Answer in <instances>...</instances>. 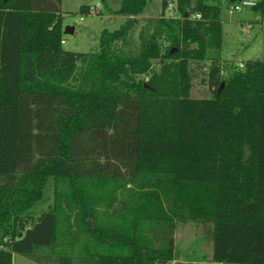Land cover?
<instances>
[{"label": "trees", "instance_id": "1", "mask_svg": "<svg viewBox=\"0 0 264 264\" xmlns=\"http://www.w3.org/2000/svg\"><path fill=\"white\" fill-rule=\"evenodd\" d=\"M151 1L120 0L119 28L74 53L61 0H0V264L193 261L174 239L186 222L212 225L210 262L264 264V62L223 77L208 0H160L130 50ZM251 9L264 24V0ZM199 63L210 99L190 98Z\"/></svg>", "mask_w": 264, "mask_h": 264}, {"label": "rangeland", "instance_id": "2", "mask_svg": "<svg viewBox=\"0 0 264 264\" xmlns=\"http://www.w3.org/2000/svg\"><path fill=\"white\" fill-rule=\"evenodd\" d=\"M209 4L218 3L219 18L222 25V45L220 58L225 65L222 75L230 74L229 63L236 67L249 60L264 62V24L251 8L239 12H231L227 1L208 0ZM120 0H61V16L63 30L65 27L74 28L72 35H63V48L74 53H94L98 50L97 39L99 33L107 29H118L124 22V17L114 14L118 10ZM81 6H88L90 13L85 15L79 12ZM160 0H152L145 6L134 26L128 32L129 49L135 51L138 44L140 26L148 18H157L161 15ZM172 16L173 8L165 10V16ZM206 65L201 63L192 66V87L190 98L210 99L211 90L206 83L204 71ZM53 180L50 179L45 187L42 200L33 209L37 216L46 211L53 201ZM177 249L182 252L183 258H190L201 264L210 263L212 244V225L205 222L178 223L174 232ZM51 253L50 250L37 251ZM192 253V255H188ZM184 260V259H182ZM12 264H36L20 255L12 256ZM41 264H46L42 262ZM175 264H182L176 262Z\"/></svg>", "mask_w": 264, "mask_h": 264}, {"label": "built area", "instance_id": "3", "mask_svg": "<svg viewBox=\"0 0 264 264\" xmlns=\"http://www.w3.org/2000/svg\"><path fill=\"white\" fill-rule=\"evenodd\" d=\"M222 1H227L230 5L229 10L231 12H239L243 9L246 8H253L255 7L259 0H239L238 2H230L229 0H222ZM196 18H198V16H196ZM61 44H64V40L61 41ZM238 68H242V64L238 65Z\"/></svg>", "mask_w": 264, "mask_h": 264}, {"label": "water", "instance_id": "4", "mask_svg": "<svg viewBox=\"0 0 264 264\" xmlns=\"http://www.w3.org/2000/svg\"><path fill=\"white\" fill-rule=\"evenodd\" d=\"M230 2H238L239 0H229ZM74 33V28L72 27H65L63 30V35H72ZM220 92V89L218 91V94Z\"/></svg>", "mask_w": 264, "mask_h": 264}, {"label": "crops", "instance_id": "5", "mask_svg": "<svg viewBox=\"0 0 264 264\" xmlns=\"http://www.w3.org/2000/svg\"><path fill=\"white\" fill-rule=\"evenodd\" d=\"M75 31V30H74ZM175 239V238H174ZM211 253V251H210ZM176 262H180L182 264H201V262H195V261H186V260H177V261H173L171 262V264H175ZM212 263V262H210Z\"/></svg>", "mask_w": 264, "mask_h": 264}]
</instances>
